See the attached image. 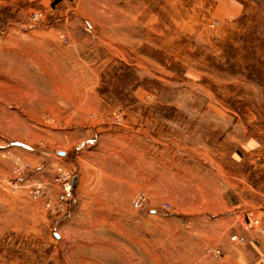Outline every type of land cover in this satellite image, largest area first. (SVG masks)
Returning a JSON list of instances; mask_svg holds the SVG:
<instances>
[{"label": "rangeland", "instance_id": "1", "mask_svg": "<svg viewBox=\"0 0 264 264\" xmlns=\"http://www.w3.org/2000/svg\"><path fill=\"white\" fill-rule=\"evenodd\" d=\"M259 195L264 0H0V264H264Z\"/></svg>", "mask_w": 264, "mask_h": 264}, {"label": "built area", "instance_id": "2", "mask_svg": "<svg viewBox=\"0 0 264 264\" xmlns=\"http://www.w3.org/2000/svg\"><path fill=\"white\" fill-rule=\"evenodd\" d=\"M57 180L60 183V192L58 193L56 197L55 202V209L57 211H64L69 203L73 200V194H72V176L69 173L61 172L58 174ZM145 200L144 197H138L136 200L133 201V206L135 208L141 207L143 201ZM231 240L234 243H241L244 241L243 237H238L237 235H232ZM214 257H219L220 252L218 249H215L213 251Z\"/></svg>", "mask_w": 264, "mask_h": 264}, {"label": "crops", "instance_id": "3", "mask_svg": "<svg viewBox=\"0 0 264 264\" xmlns=\"http://www.w3.org/2000/svg\"><path fill=\"white\" fill-rule=\"evenodd\" d=\"M245 170L246 169L244 168V172H245ZM256 199L259 202H263L264 201V195H259ZM257 212L259 213V218H260V222H261V225H262V229L264 230V206L260 204L259 207H258V211ZM250 214H252V213H250ZM258 246L260 248H263L264 247L261 242L259 243Z\"/></svg>", "mask_w": 264, "mask_h": 264}, {"label": "water", "instance_id": "4", "mask_svg": "<svg viewBox=\"0 0 264 264\" xmlns=\"http://www.w3.org/2000/svg\"><path fill=\"white\" fill-rule=\"evenodd\" d=\"M76 177L73 178V185H75Z\"/></svg>", "mask_w": 264, "mask_h": 264}]
</instances>
